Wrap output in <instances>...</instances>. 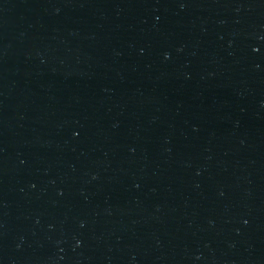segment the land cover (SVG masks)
<instances>
[{"label": "water", "instance_id": "water-1", "mask_svg": "<svg viewBox=\"0 0 264 264\" xmlns=\"http://www.w3.org/2000/svg\"><path fill=\"white\" fill-rule=\"evenodd\" d=\"M0 264H264V0H0Z\"/></svg>", "mask_w": 264, "mask_h": 264}]
</instances>
